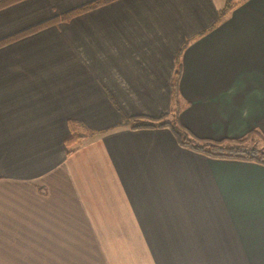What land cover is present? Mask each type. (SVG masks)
I'll return each instance as SVG.
<instances>
[{
  "label": "crops",
  "instance_id": "obj_1",
  "mask_svg": "<svg viewBox=\"0 0 264 264\" xmlns=\"http://www.w3.org/2000/svg\"><path fill=\"white\" fill-rule=\"evenodd\" d=\"M92 0H20L0 40ZM114 0L0 46V264H264V0ZM69 122L84 137L69 150Z\"/></svg>",
  "mask_w": 264,
  "mask_h": 264
},
{
  "label": "trees",
  "instance_id": "obj_2",
  "mask_svg": "<svg viewBox=\"0 0 264 264\" xmlns=\"http://www.w3.org/2000/svg\"><path fill=\"white\" fill-rule=\"evenodd\" d=\"M18 1L20 0H0V9ZM111 1L114 0H92L86 2L61 15L37 23L11 36L1 39L0 46L36 32L44 27L68 21L73 16L85 13ZM230 1L231 0L226 1V5L221 13L230 7ZM175 63L176 67L171 81L172 106L170 111L155 118L145 116L123 118V125L130 129L167 128L171 131L180 146L191 151L201 153L211 158L252 161L264 165V146H256L255 144L250 143V139L253 138L252 135L258 134L256 130H251L240 138L212 140L197 138L181 125L178 120L179 100L177 84L180 75V63L178 57L176 58ZM78 126V123L69 122L70 136L65 141V145L69 150L79 139L84 137V134L78 130Z\"/></svg>",
  "mask_w": 264,
  "mask_h": 264
},
{
  "label": "rangeland",
  "instance_id": "obj_3",
  "mask_svg": "<svg viewBox=\"0 0 264 264\" xmlns=\"http://www.w3.org/2000/svg\"><path fill=\"white\" fill-rule=\"evenodd\" d=\"M78 130H79V128H78ZM252 139H250V143H252V144H255L256 146H261L260 144V142H259V140H258V137H257V135H252Z\"/></svg>",
  "mask_w": 264,
  "mask_h": 264
}]
</instances>
